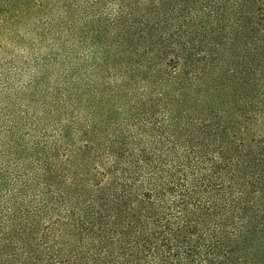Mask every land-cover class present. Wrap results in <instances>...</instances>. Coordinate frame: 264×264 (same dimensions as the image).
<instances>
[{
  "label": "trees",
  "instance_id": "16d2710c",
  "mask_svg": "<svg viewBox=\"0 0 264 264\" xmlns=\"http://www.w3.org/2000/svg\"><path fill=\"white\" fill-rule=\"evenodd\" d=\"M0 38V264H264V0H0Z\"/></svg>",
  "mask_w": 264,
  "mask_h": 264
},
{
  "label": "rangeland",
  "instance_id": "374dc122",
  "mask_svg": "<svg viewBox=\"0 0 264 264\" xmlns=\"http://www.w3.org/2000/svg\"><path fill=\"white\" fill-rule=\"evenodd\" d=\"M11 55L8 41L0 38V132H2V122L4 123L5 121V124L7 123V117L2 119V114L7 112L12 93V78L10 77Z\"/></svg>",
  "mask_w": 264,
  "mask_h": 264
}]
</instances>
